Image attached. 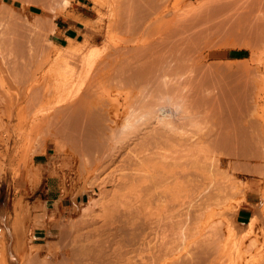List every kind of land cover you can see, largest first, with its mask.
Segmentation results:
<instances>
[{
  "label": "bare ground",
  "instance_id": "1",
  "mask_svg": "<svg viewBox=\"0 0 264 264\" xmlns=\"http://www.w3.org/2000/svg\"><path fill=\"white\" fill-rule=\"evenodd\" d=\"M49 1L51 0L42 2L49 4L46 6L49 7L51 16L44 13L38 14V17L35 15L36 20L31 18L32 20L26 22L28 27L31 26L29 28H32V31L37 32L36 35H34L35 32L31 33L34 37L33 39L28 37L30 41L38 40L39 42L37 36L42 35L50 26H54L52 18L61 13L60 8L68 4V0L58 1L59 5L53 4L56 0L55 2L52 0V3H48ZM163 1H118L120 15L117 11L115 14L120 16V21L117 22L120 24V30L126 36L136 33L146 15L154 13V9L157 13L156 8ZM202 2V5L199 3V8L190 6L181 10L184 22H179L183 25L185 23L189 29L185 35H178L174 26H172L173 30L169 27V31L163 32L165 30L162 27L164 15L162 19L154 17L156 19V21L153 19L154 23L151 20L152 23H147L148 25L139 29L142 30V37L141 40L138 39L140 43L136 46L129 48L122 45L114 51H107L108 53H104L105 50L102 49L104 55H101L102 53L100 55H108L105 59L103 57L104 60L101 59V62H94L100 56L99 49L91 48L85 54L88 69L93 65L92 63L96 65L92 66L93 70L86 77L87 83L83 87H78V94L64 106V113L59 115L58 127L63 139L70 141L76 147L82 164L89 169H97L96 175L101 171L103 163L108 162V165H113L114 169L111 170L119 175V178L116 176L117 187L114 183L112 187L116 188H113L108 206H105L103 213L99 214L98 211V214L92 215L97 214L91 219L93 225L91 228L88 227L87 232H81L85 220L64 230L62 239H69L70 244L68 243L69 247L64 250L60 258L52 259L46 256L40 258L35 253L29 252L36 257L31 258L28 253L29 258L23 260L22 264L215 263L217 252L220 253L219 241L215 239L216 235L219 237L216 234L220 229L218 226L217 228L210 226L209 230L213 229L209 234L190 240L191 237L203 234L200 233L199 226L208 213V200L209 202L212 200L221 208L220 205L227 199L228 189H232L226 181L228 174L220 171L219 167L222 164L220 157L217 160L219 162L214 159V149L220 146L226 147L232 163L237 165L241 163L245 169L264 167V142L259 133V129H264V121L262 114L256 113L257 106H254L255 100L252 99L249 91L250 86L245 83L248 81L247 76L244 77L247 80L244 82L245 85L244 83L243 85L231 84L232 82L229 83L226 80L227 76L246 74L245 66L242 68L240 65L239 68H235L238 65H234V68H230L231 66L227 68L228 64L224 65L225 68H221L202 64L204 65L202 67L199 63L201 58L195 52L199 50L200 45L209 37L208 34L212 30L219 31L223 36L244 33L248 36L253 34L261 39L257 40L258 42L264 40V0H214L211 1V4L214 2L213 5L208 4L207 0ZM9 6L0 0V19L10 13L14 15L13 13L17 11L8 9ZM40 8L43 10L44 6ZM19 12L14 16L21 19L22 14L19 15ZM175 12H173L174 15H176ZM173 14L170 20L174 19ZM11 15L8 17L11 18ZM26 18L24 16L23 19L26 20ZM166 19L169 20V17ZM3 26L4 24L0 28ZM164 26L168 27L166 24ZM153 31L158 32V37L150 40L151 37H148ZM44 39L46 44L37 45H45H42V48L41 45L39 47L47 51L51 40L46 37ZM133 39L130 42H133ZM126 41L129 40L126 38ZM30 43L35 44L34 41ZM37 54L36 49L29 48L26 59L17 61L12 57L10 79L14 80L16 86L23 78L32 74L31 66L36 62L34 60ZM9 55L13 54L9 53ZM4 56L9 57H6V54ZM89 64L92 65L89 67ZM246 66H248L247 63ZM236 78L239 79V77ZM12 79L11 82L14 83ZM240 79H243L242 76ZM2 85L0 83V86ZM31 92L28 94V99H24L27 107L32 106L36 102L34 100H37L35 91ZM77 92L75 91L74 94ZM112 93L122 95L124 101L119 102L117 98L119 96L112 98ZM118 106L124 107L125 112L121 113L122 115L118 113ZM59 140L56 139V142ZM212 151H214L213 154ZM210 156H213L211 159H214L212 161L215 163H210ZM208 159L211 165H208L207 171L211 170L210 174L215 178V175L222 177L229 186L219 182L218 178L211 180L210 186L202 182L201 179L204 180V176L203 178L199 176L205 175ZM191 169L192 172H190ZM261 171L264 170L261 168ZM188 172L192 173V176ZM247 186L245 183L239 190L245 193ZM192 188H194V194L190 191ZM98 217L102 219L101 223H96ZM252 224V222L249 223L250 230ZM191 243L194 244L192 248L194 251H190ZM55 255L54 252L53 256Z\"/></svg>",
  "mask_w": 264,
  "mask_h": 264
},
{
  "label": "rangeland",
  "instance_id": "2",
  "mask_svg": "<svg viewBox=\"0 0 264 264\" xmlns=\"http://www.w3.org/2000/svg\"><path fill=\"white\" fill-rule=\"evenodd\" d=\"M42 1L22 0L21 2V0H3L7 6L10 5L7 7L8 9L10 8L11 10L12 8L14 11L17 10L13 13L14 15H18L16 13L21 9L19 15L22 14V17L20 19V17L11 15L10 13L9 15H11V18L14 16L12 18L13 22L11 18L8 17V14L0 19V23H2L0 26L4 24V26L0 28V46L2 47H0V83L3 84L0 86V264H22L24 263L23 260H26L27 257L29 258V254L31 258H33V256L36 257V255L40 258H44V256L52 257V259L60 258L64 250L69 247L67 245L70 244L69 239H62L64 230L71 228L78 222H84L85 220V223H83L85 225L81 232H87L89 230L88 227L91 228L93 225L91 224V219L98 213L102 214V211L108 206V201L113 193L112 190L114 187L112 186L115 185L117 187L116 183L119 175L117 173V175L114 174L115 171L113 173L111 170L114 169L112 168L113 165H108V162L103 163L101 167L103 168V166H105L104 169L102 170L101 168L99 174L96 175L97 173L95 172H97V169H89V167L87 168L82 164V159L76 147L74 144L70 143V141L63 139V135H61V131L58 127L60 116L65 110L64 106L78 94V87H83V85L87 83L86 77H88L93 70L92 68L96 65V63L91 62L93 65L89 64V67L91 65L93 67L91 66L88 69V60L85 54H87L91 48L99 49L100 55L103 50H105L104 53H108L109 51L116 50L122 45L129 48L134 45L136 46V44L140 43L139 40H141L142 37V30H139L142 29V26L144 27L150 24L153 19L155 21L157 18L162 19L161 17L164 15L169 17L170 20V16H172L175 11L177 17L173 14L174 16L172 18L174 19L169 21L165 16L163 17L164 19H162V21L164 22L162 25L166 24V26H168H162L164 27L163 29H165L163 32L169 31V27H171V30L174 28L176 29L175 31L178 35H185L189 32V29L185 26V23L184 25L180 23L184 22L181 10L190 6L191 8H197V6L199 8V3L204 0H164L156 8L157 13H155L154 9V13H149L150 17L146 15L147 17L144 18L145 20L142 22V26L138 27L136 33L134 32L135 34L133 33L131 36L128 35L131 38L120 30V24L117 23L120 21V16H118V12H120L118 11L120 6L118 1L120 0H68V4L66 3L68 6L65 5V7H63L65 10L60 8L61 13L59 12L52 18L54 26H50V28L46 30L47 32L45 31L42 35L39 34V36H37L39 42H37L38 40L35 37L37 41L33 40L35 44H31L30 42L33 41H30L28 37L33 39L37 32L32 31L33 29L31 28V30L29 28L31 27L30 25L29 27L27 26V20H32L35 18V15L37 16L38 14L43 15L44 12L49 13L51 16L49 7L46 6L49 4H47V2L45 4ZM58 1L60 0H56V2ZM211 1L214 0H207V2H209L208 4H211ZM56 2L53 4L59 5V2ZM197 3L198 5H196ZM213 3L211 5H213ZM41 4H43L42 6H44L45 9L43 8V10H40L42 9L40 8L42 7L40 6ZM21 5H23L25 9L23 6L21 7ZM116 11L118 13L117 15L115 14ZM23 15L25 18L27 17L26 20L23 19ZM158 15H160V17H158ZM15 18L17 21L14 20ZM36 18L33 20H36ZM67 19L74 22L77 26V31L74 36L62 35L61 31H58L55 27L54 22H56V20L64 21ZM155 21H153V23ZM172 26H174V28ZM25 32L27 34H25ZM34 32V35L31 34ZM214 34L219 36L216 37ZM242 34L244 35V33H235L233 35L228 34L223 36L219 31L213 32L212 30V32L210 31L208 34L209 37H207L206 40L203 39L205 40L204 42L201 40L203 43L195 54H199L201 58V62L199 61V63L201 65L204 64L207 66L209 64L212 67L218 66L221 68H225L224 65L228 64L227 68L230 66V68H234V65H238L235 68H239L240 65V67L245 66L247 73L241 74L243 79H240V75H231L227 76L226 80L229 83L232 82L231 84L237 85H243V83L248 80L245 83H248L250 86L249 91L251 92L252 99L254 98L256 101L253 100L255 103H253L254 106L258 107H256V113L262 114L264 121V40L258 42L261 39L253 34H249L250 37L246 34V36H243ZM150 35L148 38L151 37L150 40L152 38L154 40L158 37V32L153 31ZM45 37L51 40V44L47 47V51L44 48L45 51L40 49V47L42 48L45 45H37L39 43L46 44ZM126 38L129 41H126ZM131 39L134 41L130 42ZM35 46L38 47V49ZM29 48L33 50L36 49L39 55L37 54L34 60L36 61L34 62L35 65L32 64L31 66L33 69L32 74L23 78L18 86H16L17 84L14 80L11 78L14 82L12 83L10 79V75L12 74V67L10 66L12 65L10 63L11 59L16 58L17 61L26 59L27 49ZM9 53L16 56L9 55ZM5 54L6 57H9L5 58ZM101 55L104 54L102 53ZM100 56H98L100 60L97 57L98 60L94 62H101L106 58V56H101L102 58ZM5 62H8L10 67L8 63L6 64ZM246 63L248 66H246ZM204 65H202V67ZM98 66L99 65H97V67ZM247 67H249V69ZM236 77H239V79ZM244 77H246L247 80H245L246 78ZM31 91H35L37 100H34V102H36L32 106L27 107L26 100L24 99H28V94L32 93ZM75 91L77 93L74 94ZM71 92L73 93L71 94ZM116 96H119L117 97L119 102L124 101L122 95L111 94L112 98ZM56 108L58 110L55 111ZM123 112H125L124 107L118 106V113L122 115ZM32 126H35L36 129ZM37 127H39V129ZM46 129L49 131L46 132ZM46 133L48 134L45 135ZM259 133L264 142V129H259ZM56 139H60L61 141L59 140V142H56ZM215 149V152L212 151V154L214 152V159L216 162H219L217 160L220 157L219 160L222 162L219 167L221 169L220 171H223V174H228L226 177L228 176L227 178L229 180L226 178V181L232 189H228L229 193L227 194V199L220 205L221 208L216 206L212 200H210L211 203L208 200L207 210L208 213H210L206 214L199 226L200 233L204 235H196L191 237L190 240L193 241L198 237L206 236V234H209L213 229L211 228V230H209L210 226H215L216 228L218 226L220 229L219 231L217 230L218 233L216 234H218L219 237L216 235L215 239L219 241L218 247L220 248L221 254L217 252L218 257L216 256L214 259L215 263L213 264H264V175H260L264 173V171H261V168L264 170V167L258 169H245L241 163L238 165L232 163L233 161L230 158L229 151L227 150L226 152V147L220 146L216 150ZM212 157L213 156H210V159ZM214 159H211V162L209 159L206 160L207 167L215 163L212 161ZM207 169L209 170V167L205 169V175H203L202 172V175L199 176H204V180H201L205 185L210 186L211 180H217L216 178H218L219 182H223L229 186L226 181H223L222 177L218 175H215L216 178L213 177V175L210 174L211 170L207 171ZM110 170L111 172H108ZM224 170L227 171V173ZM192 171L191 169L190 172ZM190 172H188V174L192 176ZM233 182H235V184ZM245 183L248 186L245 193H243V191L239 189L245 185ZM192 189L190 191L194 194V188ZM205 190L207 191V189ZM130 194H132L131 190ZM95 213L97 214L92 216ZM101 221L102 219L98 217L96 223H101ZM250 222L253 223L251 230L249 229ZM190 245V251H194V249H192L194 244L191 243ZM29 252L32 254L35 253L36 255L32 256ZM54 252L56 253L55 256H53Z\"/></svg>",
  "mask_w": 264,
  "mask_h": 264
},
{
  "label": "crops",
  "instance_id": "3",
  "mask_svg": "<svg viewBox=\"0 0 264 264\" xmlns=\"http://www.w3.org/2000/svg\"><path fill=\"white\" fill-rule=\"evenodd\" d=\"M60 25L57 24V22L55 23V27L58 31H61L62 35H66V36H74L76 34V24H74V22L70 21V20H59ZM247 214V213H246Z\"/></svg>",
  "mask_w": 264,
  "mask_h": 264
},
{
  "label": "trees",
  "instance_id": "4",
  "mask_svg": "<svg viewBox=\"0 0 264 264\" xmlns=\"http://www.w3.org/2000/svg\"><path fill=\"white\" fill-rule=\"evenodd\" d=\"M44 14H45V15H49V16H50V14H49V13H47V12H44ZM56 22H57V24H58V25H60V22H59V20H56Z\"/></svg>",
  "mask_w": 264,
  "mask_h": 264
}]
</instances>
